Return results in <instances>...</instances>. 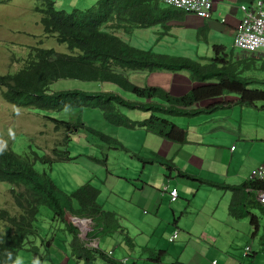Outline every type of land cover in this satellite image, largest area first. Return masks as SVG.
Returning <instances> with one entry per match:
<instances>
[{
  "label": "trees",
  "instance_id": "trees-1",
  "mask_svg": "<svg viewBox=\"0 0 264 264\" xmlns=\"http://www.w3.org/2000/svg\"><path fill=\"white\" fill-rule=\"evenodd\" d=\"M55 4V0H39L35 12L40 14V24L45 33L55 34L57 41L66 45L69 52L26 46L25 57H13L18 68L14 72L0 73L1 94L9 104L42 111L80 112L87 108L99 109L105 121L113 126L142 129L173 143L184 144L187 142L188 132L172 119L211 115L227 105L218 102L195 108L196 104L228 92L236 93L238 102L246 106H255L256 101L264 100V91L249 88L263 85L264 79L245 75L246 71H264V53H245L236 51L235 48L226 51L223 45H213L212 55L201 57L205 62L202 63L189 57L137 48L119 35L165 24L170 18L176 19L181 14H186L183 10L164 5L159 0H98L89 9H75L71 12L59 10ZM163 70H186L190 80L196 85L185 94L177 96L162 87L139 86L129 78L132 73ZM60 79L114 84L140 101L129 100L113 91H53L52 84ZM122 109L136 110L147 116L132 119ZM55 122L56 130H65L66 141L70 139L72 128L75 129L74 133L79 128H84L101 139L124 148L117 138L87 126L80 119L76 122ZM53 152L55 157H40L34 150L17 153L11 148H0V182L12 187L11 194L20 209L17 215H11L7 210L0 211V219L8 224L6 232L0 233V264H16L19 251L32 243L31 236L38 233L35 222L41 207L51 209L55 217L64 222L66 229L73 234L69 243V256L65 254L67 259L69 257L70 260L83 261L84 264H97V259L101 258L106 261L102 264H123L122 260L113 256L112 251L106 252L100 245L87 246V242L79 235V229L67 220L68 214L91 219L94 227L87 234L88 240L113 232L122 236L127 243V228L121 225L114 212L104 210L98 203L100 189L88 181L67 194L50 176L41 174L34 168L36 160L51 164L54 158L72 159L66 149L63 152L55 149ZM137 158L146 164L158 163L167 169H176L171 159L158 155L152 158L137 155ZM176 171L182 178L232 193L229 213L234 219H242L248 214L240 205V197L244 191L264 189V183L261 182H247L238 186L207 181L179 169ZM175 232L177 239L179 233L177 230ZM47 247H52V239ZM145 251L149 253L148 260L155 264H164V258L170 256L168 251L151 248H146ZM44 257L52 262L49 249ZM173 259L170 264H184L176 257Z\"/></svg>",
  "mask_w": 264,
  "mask_h": 264
},
{
  "label": "rangeland",
  "instance_id": "rangeland-1",
  "mask_svg": "<svg viewBox=\"0 0 264 264\" xmlns=\"http://www.w3.org/2000/svg\"><path fill=\"white\" fill-rule=\"evenodd\" d=\"M98 0H55L56 8L71 12L75 9L86 10L96 4ZM39 0H0V73L5 74L14 72L18 68V63L13 57H25L26 46H41L44 48H55L59 52H69L67 46L60 44L57 41L55 34L45 33L43 26L40 24V14L35 12V6ZM166 7V6H163ZM133 33V32H132ZM121 33L120 37L129 44L144 50H153L159 54H165L164 49H158L150 46H142L138 44V36L135 33ZM226 51L232 49L231 40L222 39L221 41ZM210 45L202 43L200 45L178 46L175 48L177 52H168V55L184 56L192 58L198 62L205 63L200 58L210 57L212 55ZM238 51V49H235ZM199 54L197 55L196 53ZM258 54V53H256ZM261 55V54H260ZM166 73H179L180 75L188 74L186 70L182 71H166ZM245 75L255 76L264 79L263 70L246 71ZM170 80L168 76L163 80ZM130 80L136 84L142 78L137 76L130 77ZM168 80V81H169ZM170 82H173L171 80ZM196 84L194 83V86ZM184 87V86H183ZM53 91L79 89L85 91H111L115 90L121 96L133 97L130 93L124 92L117 85L102 82L82 81L78 79H60L54 82L51 86ZM253 90L264 91L263 85H253L249 87ZM239 97L236 93H225L224 95L201 102V106L205 107L213 103H227L216 113L224 117L231 116L232 123L234 118L237 121L253 122L262 125L264 129V100L256 101L255 107L242 105L238 102ZM232 105V106H229ZM126 116L132 119H141L142 115L139 111H129L122 109ZM215 114V113H214ZM213 115V114H211ZM80 119L84 124L96 130L104 132L120 140H125L133 146L139 147L142 140L136 136L129 137L128 134H123L121 131H128L122 127L113 126L105 121L102 112L99 109L87 108L80 112L78 111H42L31 108L17 107L6 102L1 94L0 89V148H11L17 153L34 150L40 157L54 156V150L60 149L62 152L66 149L69 151L71 160H62L54 158L52 163L42 162L41 160L34 161V168L41 174H47L54 183L65 193L70 194L84 183L90 181L95 187L100 189L98 203L103 206L104 210L114 212L117 215L122 226L127 228L129 241L113 232L104 233L99 236V243L102 250L114 253L115 258H121L122 255L131 257L137 260L138 264H155L148 260L149 253L146 248L168 251L173 257L182 260L195 262L193 255L198 257L194 250L201 249L200 246H206L199 239L189 245L188 231L193 232L196 236L204 240L219 241L221 237L215 233L206 231L207 225H204L196 217L199 214L198 207L195 204L188 205L186 203L171 202L167 196L163 204L160 205V212L154 213L150 207L143 205L138 200L139 192L135 189L130 190L131 186L124 179H117L110 175L123 176L125 168L129 163V159L123 154L122 147H117L115 143L101 139L94 133H91L84 128H79L74 133V128L70 131V139L66 141V132L62 128L55 129V120L74 121ZM176 124L182 125L188 119L178 117ZM226 125L227 122L225 121ZM119 129V130H118ZM264 151V144L262 145ZM263 154L258 153L257 159L262 158ZM163 170V169H162ZM109 172V173H108ZM169 175L168 170L164 174L166 181ZM173 181H175L173 179ZM141 186V183L138 185ZM204 187V186H203ZM12 187L0 182V211L7 210L11 215L20 213L15 200L11 194ZM213 190V188H211ZM20 190V189H17ZM205 191V190H204ZM204 192H202V196ZM230 195L229 192H227ZM207 196V195H206ZM204 196L208 199V197ZM180 202V199H179ZM256 211L258 215L261 212ZM67 220L73 222L71 215H67ZM76 223V222H75ZM246 226L241 230L239 236L235 240L237 247L235 253H242L246 246H252L255 237L256 245L259 246L261 234L255 233V225H252L251 218L246 219ZM151 224V225H149ZM208 224V223H207ZM7 223L0 219V233L7 230ZM261 231H264V223L261 222ZM93 226V224H88ZM35 227L38 228V233L31 236L32 243L19 251L17 261L20 264H34L38 261L39 264H84L83 261L67 260L63 261V253L69 256L70 241L73 234L66 229V224L57 219L53 211L47 207L40 208L38 220L35 222ZM138 229L144 231L140 233ZM175 230H179L180 238L174 243L169 242L168 238ZM153 232V233H152ZM206 233V234H205ZM264 236V235H263ZM262 236V237H263ZM85 235L83 234V236ZM52 239V247H47ZM96 241L98 240L95 239ZM93 241L90 246H95ZM37 247V248H35ZM48 249L51 251V260L44 257ZM243 260L248 261L249 258L240 255ZM198 258L196 262H199ZM148 260V262H147ZM173 262L171 257H166L163 260L164 264ZM97 264L106 263V261L98 258ZM197 264V263H196Z\"/></svg>",
  "mask_w": 264,
  "mask_h": 264
},
{
  "label": "crops",
  "instance_id": "crops-1",
  "mask_svg": "<svg viewBox=\"0 0 264 264\" xmlns=\"http://www.w3.org/2000/svg\"><path fill=\"white\" fill-rule=\"evenodd\" d=\"M256 1L213 0L212 11L207 18H200L190 13L181 14L179 18L168 19L165 24L146 29H136L133 33L137 34L139 38L138 44L155 47L157 50L166 48L165 54L171 51L177 52L175 48L184 44L186 46L202 43L210 46L223 45L222 39L231 40L232 48H235L236 30L244 16L242 7H253ZM196 54L198 55L199 52ZM132 76L142 78L141 81L136 82L139 86L162 87L172 95L177 96L185 94L194 86L188 74L180 75L174 72L154 71L129 74V78ZM166 76L170 78L169 81L163 80ZM171 80L173 82H170ZM111 91L116 92L115 90ZM125 98L136 101L133 97ZM202 107L201 104L195 105V108ZM217 113L213 115L202 114L192 118L185 117L188 119L187 121H184L182 125L177 124L188 132L187 142L184 144L173 143L142 129L121 131L123 134H128L130 138L133 136L140 138L142 142L139 147H136L117 137L124 146L122 148L123 154L129 159V163L122 174L123 176L111 172L110 175L117 179H124L130 184V190L136 189L139 192V202L150 207L154 213L160 212L159 207L165 202V196L171 202L178 204L186 203L187 206L195 204L199 211L196 219L207 225L206 231L209 234L212 232L220 236L226 235V238L221 237L219 241L211 242L200 238L203 235L196 236L193 232L188 231V247L195 239L201 240L206 246H200L201 249L193 251L198 254V257L193 255L192 258H196V260L200 258L199 262L182 260L184 264H264V231L260 230V223H264V206L259 204L257 197L260 189L252 188L244 191L240 197V205L248 214L242 219H234L229 213L232 193L229 192L230 195H228L227 192L215 187L206 184L200 185L196 181L182 178L176 171L179 169L190 175L216 183L240 186L251 182L249 176L252 170L264 163V151H262L264 129L258 123L245 122L242 124L241 120L237 121L236 118L232 123L231 116L216 117L219 116ZM146 116L142 114L139 117L144 118ZM259 152L263 156L257 159ZM137 155L147 158L158 155L162 158L171 159L176 169H167L158 163H143L137 158ZM167 170L169 175H165L167 176L165 181L164 174ZM139 183H141L140 187L138 186ZM165 187L167 190L164 189ZM174 188L177 189L178 197L173 201L169 192ZM202 192H204L203 196L201 195ZM204 196L208 199L205 200ZM254 209L261 212L262 215L255 213ZM247 218H251L254 222L251 223L255 225L256 230L253 235L261 234L259 246L256 245L255 237H253L255 242L252 246H246L242 253H235L236 248L234 247H237L235 240L240 235L241 230L245 229ZM138 230L140 233H144L143 230ZM179 238L180 235L177 239ZM248 247L250 250H247ZM240 255L249 258L248 261L243 260ZM63 256V261L67 260V256L65 254ZM168 257L175 258L171 254ZM119 260H125L126 263L124 264L139 263L136 259L133 260L126 255H122Z\"/></svg>",
  "mask_w": 264,
  "mask_h": 264
},
{
  "label": "built area",
  "instance_id": "built-area-1",
  "mask_svg": "<svg viewBox=\"0 0 264 264\" xmlns=\"http://www.w3.org/2000/svg\"><path fill=\"white\" fill-rule=\"evenodd\" d=\"M164 5L195 14L200 18H207L213 8V0H159ZM242 17L235 34L234 47L245 53H264V0H257L253 7H242ZM233 149V148H232ZM249 180L264 183V163L252 170ZM167 190V187L164 188ZM171 200L178 197L177 189L170 192ZM258 202L264 206V189L257 193ZM76 221H73L74 224ZM88 222V221H87ZM91 227H89L90 231ZM177 237L175 232L169 239L173 242ZM92 243V242H91ZM90 243V245H91ZM97 246V245H96ZM247 250H250L248 247ZM125 262V260H123Z\"/></svg>",
  "mask_w": 264,
  "mask_h": 264
},
{
  "label": "clouds",
  "instance_id": "clouds-1",
  "mask_svg": "<svg viewBox=\"0 0 264 264\" xmlns=\"http://www.w3.org/2000/svg\"><path fill=\"white\" fill-rule=\"evenodd\" d=\"M78 218V217H77ZM80 219H84L88 224H93V226H89V227H91V228H93L94 227V223H93V221L92 222H89V220H91V219H87V218H80ZM77 228H78V225L77 224H74ZM79 229V228H78ZM89 229H86V230H84V229H79V231H80V237L81 236H83V234L85 235V237H81L84 241H86L87 242V246H90V243L91 242H93V241H95V243H96V245L98 246V245H100V243H99V238H98V240L96 241L95 239H92V240H88V238H87V234L89 233V232H91L93 229H91L90 231H88ZM97 239V238H96ZM91 246V247H97V246ZM122 262H123V260H122ZM124 263H126V261L125 262H123V264ZM17 264H20V261H17ZM34 264H39V262L38 261H36V262H34Z\"/></svg>",
  "mask_w": 264,
  "mask_h": 264
},
{
  "label": "bare ground",
  "instance_id": "bare-ground-1",
  "mask_svg": "<svg viewBox=\"0 0 264 264\" xmlns=\"http://www.w3.org/2000/svg\"><path fill=\"white\" fill-rule=\"evenodd\" d=\"M76 224L84 230L88 229L87 222L85 220L76 221Z\"/></svg>",
  "mask_w": 264,
  "mask_h": 264
},
{
  "label": "water",
  "instance_id": "water-1",
  "mask_svg": "<svg viewBox=\"0 0 264 264\" xmlns=\"http://www.w3.org/2000/svg\"><path fill=\"white\" fill-rule=\"evenodd\" d=\"M71 218L73 219V221H80V220H84V219H80V218H77V217H73L71 216ZM89 222H92V220H89ZM78 228L81 229V227L78 225Z\"/></svg>",
  "mask_w": 264,
  "mask_h": 264
}]
</instances>
